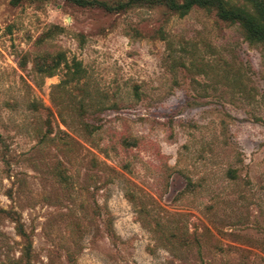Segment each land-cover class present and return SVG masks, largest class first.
<instances>
[{"label":"rangeland","instance_id":"obj_1","mask_svg":"<svg viewBox=\"0 0 264 264\" xmlns=\"http://www.w3.org/2000/svg\"><path fill=\"white\" fill-rule=\"evenodd\" d=\"M0 264H264V45L200 6L0 0Z\"/></svg>","mask_w":264,"mask_h":264},{"label":"trees","instance_id":"obj_2","mask_svg":"<svg viewBox=\"0 0 264 264\" xmlns=\"http://www.w3.org/2000/svg\"><path fill=\"white\" fill-rule=\"evenodd\" d=\"M80 5L99 4L107 10H124L136 3H146L150 5L164 6L169 11L179 16L187 15L195 6L215 10L218 16L228 22L240 24L244 29L246 38L253 43L264 45V0H244V6H238L229 0H125L116 5H109L99 0H72ZM62 64V58H53L51 64L45 60L41 64V71L53 76L57 68ZM16 223V228L20 236L25 241V256L29 257L32 249L30 234L25 230L24 224L16 211L4 210Z\"/></svg>","mask_w":264,"mask_h":264}]
</instances>
